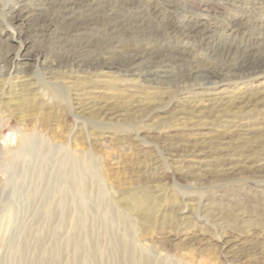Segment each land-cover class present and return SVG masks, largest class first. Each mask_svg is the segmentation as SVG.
Returning a JSON list of instances; mask_svg holds the SVG:
<instances>
[{
  "label": "rangeland",
  "instance_id": "1",
  "mask_svg": "<svg viewBox=\"0 0 264 264\" xmlns=\"http://www.w3.org/2000/svg\"><path fill=\"white\" fill-rule=\"evenodd\" d=\"M53 1L0 0V116L9 122L0 156L7 137L17 132L13 151L24 133L41 129L85 157L74 178L50 170L53 151L41 156L40 183L0 170V264H264V70L241 73L220 61L226 80L209 71L211 81L162 82L100 65L131 45L154 57L183 44L170 25L193 17L215 42L262 48L264 0H195L189 12L170 0H139L150 11L143 26L115 0L92 1L84 36L70 34L66 44L44 26ZM5 7L35 15L11 22ZM111 13L131 18L116 33L129 43L116 50L102 36ZM100 35L99 45L80 48ZM184 44L201 65L212 63L206 47ZM16 49L31 62L22 76L10 60ZM24 158L19 170L30 166Z\"/></svg>",
  "mask_w": 264,
  "mask_h": 264
},
{
  "label": "bare ground",
  "instance_id": "2",
  "mask_svg": "<svg viewBox=\"0 0 264 264\" xmlns=\"http://www.w3.org/2000/svg\"><path fill=\"white\" fill-rule=\"evenodd\" d=\"M92 1L97 2L98 0H54L53 1L54 10H52L48 14L50 17L44 21L45 24L44 26H46L48 30L53 32L54 36L59 41H61L62 44H66L67 42H69L68 36L70 34H73L74 36L81 35L83 37L85 27L82 24L85 23V19H86V17H83V14L88 15L90 11L96 10L93 8L95 7L94 5L95 3L93 4ZM114 3L118 4L117 7H119V9H124L126 11H129L131 12V14L133 12L136 13V15L132 17L133 22H135L136 26L138 25L143 26V23L146 21L145 18L149 15L150 12L149 9L142 8L143 5L139 2V0L138 1L115 0ZM170 4L175 7V10L177 11L182 10L184 12H189L191 9L195 8L196 5L195 0H170ZM4 10H5L4 11L5 18H7L8 21L10 20L11 22H19L21 20L20 18L21 16L23 19H27L28 17L32 18L35 15V13L32 14L31 12L25 13L24 10H20L15 14L13 9H11L10 7L8 8L5 7ZM111 14H113V16L109 17L108 15L107 17L109 20L106 19V21L107 20L109 21L106 23L108 30L107 33L109 34V35L106 34V36H110L107 38L109 39V41L106 39L105 35H102V33L101 35L105 38L103 40V43L107 41L106 43L109 44V47L107 49L113 48V50H116L118 47L119 49L122 46L125 47V43H129L128 41L129 38L124 40V38H122L123 36L122 37L116 36V33H118V30L120 29L119 25L121 26L123 24H126L127 22L130 23L129 21L131 20V18L119 15L118 13H116L115 16L114 13ZM167 21L169 23L170 18H167ZM262 22L263 23H261L259 26V28L261 29L260 31L261 36L259 35L260 36L259 39L261 41H264V20ZM152 24H155L157 26V23L152 22ZM36 25L37 24H35V26ZM172 25L173 24L170 25L169 31L171 34L175 32L176 34L175 37L177 38V40L185 41L184 43L196 42L199 43L201 46L206 47V49L209 52L210 58H212V63H210L209 65L208 64L201 65L200 64L201 62H199L201 60L196 59L194 57V52L192 51L190 46L185 45L183 43L176 45L171 49H169L168 47L166 49L161 50L162 52H156V54L159 55L154 57L148 56L149 53L152 52L151 51L152 49L150 47L144 48V47H135L131 45L130 47H125L120 49L121 52H127V53L120 55L117 58L113 57L111 55V52L108 50L109 51L108 55L102 57V59L100 60L101 61L100 65H107V68H115L116 66H118L120 69L122 68L126 70L130 68L132 70L135 69L137 70L136 72L139 73L141 77H144L147 81H162V82H165L169 78H173V77H174V81L176 80L175 77L177 78L193 77L197 81L198 80L211 81L213 76L210 75V72L215 75H219V77L222 78L221 80H226L228 79V76L231 75V72L225 71L227 69L225 68V66L223 67L220 64L221 63L220 61H226L229 65H232V67L234 66L236 70L241 73L246 72V70H251L254 72L257 71L259 72L264 70V46L262 48L258 46L255 47L254 44L250 46L248 45L243 46V44L238 43L235 40H228L223 44L219 42H215L214 40H212L213 36L211 37L209 33L210 29L208 27V24H206L205 21L195 19L194 17L185 19V22H183L181 28L175 29L176 27ZM52 27L56 29L55 32L52 31ZM38 33H40V31L35 32V34L37 35ZM101 35L99 37H92L88 43L90 45L86 44L85 46L80 48L86 49L88 47L90 48L91 45H95V46L99 45L102 42ZM24 57H26L25 54H22L20 50L17 49L15 53L10 57V60L12 61V66L15 67V71L21 74V76L22 74L27 73V68L30 65L29 63H31L28 62L29 60L28 58L24 59ZM36 63L39 64V58L36 59ZM44 65H47V62L43 59V61L40 62V66L44 67ZM178 67L179 70L176 71V68ZM46 69H51V67H48L47 65ZM233 73L232 75H234ZM2 118L3 117L0 116V137L1 139L4 140L3 127L8 126L9 122L7 121L6 123H4V120ZM45 131L46 130L33 129L32 131L26 134L24 133L22 146L19 147V149H15L13 151H11L9 147L10 146L12 147V143L14 144L17 143L18 141L17 132L14 133L13 141L9 137H7L5 139L7 143L6 151L4 155L0 156V170L7 172L8 175L10 173L11 175L15 174L16 177L20 176L19 174L21 173V171L22 174L29 173L27 174L30 177L29 183L31 181L34 182L38 181L40 183L41 180H44V178L42 177L43 176L42 169L45 168V165H43V163H41L40 160L46 158L47 154L53 151L51 156L48 157L49 160L48 164L50 166V170L53 168H58L57 172L59 173V171L63 169L64 173L68 175L70 173V176L74 178L75 174H78V171L79 170L81 171L82 169V164L85 155L82 153L78 155L77 153H75V151H71L69 147V143L66 144V142L61 140L60 137H55V136L53 137L52 135L46 134ZM44 142H46L45 147L43 146ZM51 142L52 144H55L53 145V147L51 146ZM42 149H43V153L40 154ZM21 157H25L23 161H21L23 164L27 162L26 159L30 158L31 162L29 168L23 166L24 167L23 169L20 170L18 169L17 166L18 164H16V162L19 161L20 160L19 158ZM88 162H90L91 168L94 167L95 158L90 156ZM67 166L69 167V169L67 168ZM15 175L11 176V179ZM70 182L71 183L69 187L72 191L81 194L80 196H83V194L86 193L87 190L81 183L76 181L74 183L73 180ZM34 190H38V188L35 187Z\"/></svg>",
  "mask_w": 264,
  "mask_h": 264
}]
</instances>
